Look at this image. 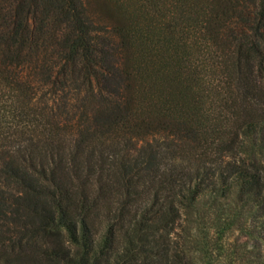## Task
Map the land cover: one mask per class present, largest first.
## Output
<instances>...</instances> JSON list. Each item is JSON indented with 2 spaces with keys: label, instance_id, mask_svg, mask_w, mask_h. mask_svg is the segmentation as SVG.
<instances>
[{
  "label": "trees",
  "instance_id": "1",
  "mask_svg": "<svg viewBox=\"0 0 264 264\" xmlns=\"http://www.w3.org/2000/svg\"><path fill=\"white\" fill-rule=\"evenodd\" d=\"M91 2L0 0V264H188L203 197L264 245V0Z\"/></svg>",
  "mask_w": 264,
  "mask_h": 264
},
{
  "label": "rangeland",
  "instance_id": "2",
  "mask_svg": "<svg viewBox=\"0 0 264 264\" xmlns=\"http://www.w3.org/2000/svg\"><path fill=\"white\" fill-rule=\"evenodd\" d=\"M102 2L92 0L89 10L106 21ZM179 224L188 264H260L261 219L254 208L233 197H203L182 213Z\"/></svg>",
  "mask_w": 264,
  "mask_h": 264
}]
</instances>
